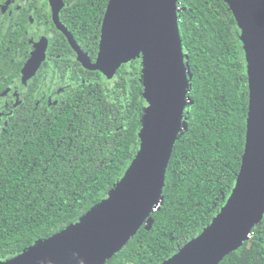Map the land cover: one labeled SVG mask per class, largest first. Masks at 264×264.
<instances>
[{"label":"trees","instance_id":"1","mask_svg":"<svg viewBox=\"0 0 264 264\" xmlns=\"http://www.w3.org/2000/svg\"><path fill=\"white\" fill-rule=\"evenodd\" d=\"M179 2L191 102L159 206L104 264H160L169 258L210 224L240 168L248 79L239 27L224 0ZM141 68L136 58L112 80L91 72L90 83H81L79 95L64 99L53 115L18 113L0 123V261L78 222L124 176L140 142ZM218 264H264V217Z\"/></svg>","mask_w":264,"mask_h":264},{"label":"water","instance_id":"2","mask_svg":"<svg viewBox=\"0 0 264 264\" xmlns=\"http://www.w3.org/2000/svg\"><path fill=\"white\" fill-rule=\"evenodd\" d=\"M224 1L240 30L248 79L241 164L229 197L210 224L160 264H218L250 238L264 217V0ZM178 3L109 0L95 60L74 47L86 69L107 79L123 64L141 58L145 106L139 148L115 188L78 222L0 264H104L150 222L191 102ZM43 55L44 49H36L24 77L35 73Z\"/></svg>","mask_w":264,"mask_h":264},{"label":"flooded vegetation","instance_id":"3","mask_svg":"<svg viewBox=\"0 0 264 264\" xmlns=\"http://www.w3.org/2000/svg\"><path fill=\"white\" fill-rule=\"evenodd\" d=\"M108 1L0 0V123L18 113L49 117L64 99L79 95L81 83H90L96 71L81 64L74 47L95 60ZM36 49H44L43 58L24 77Z\"/></svg>","mask_w":264,"mask_h":264},{"label":"built area","instance_id":"4","mask_svg":"<svg viewBox=\"0 0 264 264\" xmlns=\"http://www.w3.org/2000/svg\"><path fill=\"white\" fill-rule=\"evenodd\" d=\"M181 4H180V2L177 4V10H179V13H180V11H181ZM179 13H178V17H177V20L179 21L180 20V18H179ZM158 207V206H157ZM156 207V208H157ZM156 208H154V210H156Z\"/></svg>","mask_w":264,"mask_h":264},{"label":"snow or ice","instance_id":"5","mask_svg":"<svg viewBox=\"0 0 264 264\" xmlns=\"http://www.w3.org/2000/svg\"><path fill=\"white\" fill-rule=\"evenodd\" d=\"M55 171V170H54ZM61 177L57 178V184L59 185V181H60ZM59 191H63V187H59Z\"/></svg>","mask_w":264,"mask_h":264}]
</instances>
